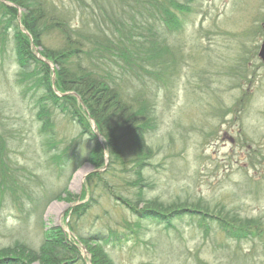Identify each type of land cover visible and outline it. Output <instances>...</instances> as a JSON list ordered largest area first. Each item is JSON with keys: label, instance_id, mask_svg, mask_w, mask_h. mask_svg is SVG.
<instances>
[{"label": "rangeland", "instance_id": "1", "mask_svg": "<svg viewBox=\"0 0 264 264\" xmlns=\"http://www.w3.org/2000/svg\"><path fill=\"white\" fill-rule=\"evenodd\" d=\"M22 15L18 9L19 21ZM181 18L179 31L170 37L181 50V60L154 99L158 116V125L151 133L154 156L144 171L153 187L145 198L158 197L166 204L174 200L190 204L203 198L211 204H225L240 216L264 218V187L257 191V183L264 185V60L259 58L264 40V0H193L192 10L182 13ZM45 41L47 45L58 44L60 36L51 32ZM32 49L42 56V48ZM48 63L54 75L55 66ZM18 72L11 44L0 42V128L6 123L15 133L10 160L14 167H23L16 175L19 183L32 181L30 193L45 191L40 194L41 205L55 191L60 195L57 193L58 199L54 197L42 214L34 213L29 204L21 211L4 197L0 247L18 238L39 243L43 228L48 232L60 227L78 246L84 263L92 264L88 248L68 230L75 208L91 200L93 205L84 209L77 226L85 234L112 230L124 235L106 246L113 264H228L235 242L223 231L206 234L198 227V219L167 212L159 222L147 221L138 236L143 227L136 228V219L115 197L100 190L92 192V200L85 183L75 188V174L95 167L83 163L70 173L68 160L67 171L62 172L52 154L68 144L82 150L86 137L77 143V127L55 112L52 142L56 147L48 146L35 122L34 89L19 84ZM99 141L103 143L100 136ZM114 179L119 182L108 177L110 183ZM113 187L119 189L116 184ZM121 190L125 192V187ZM53 204L57 209H51ZM172 222L176 227L168 228ZM263 247L261 242L244 241L241 251L250 252V259L233 264H264Z\"/></svg>", "mask_w": 264, "mask_h": 264}, {"label": "trees", "instance_id": "2", "mask_svg": "<svg viewBox=\"0 0 264 264\" xmlns=\"http://www.w3.org/2000/svg\"><path fill=\"white\" fill-rule=\"evenodd\" d=\"M9 1L22 8L23 15L19 21L17 7L0 2V42L12 46L19 65V84L34 89V115L40 134L48 146L56 147L52 141L57 112L79 130L77 143L86 137L82 139L87 143L82 150L68 144L52 154L62 172L68 160L72 166L70 173L84 162L103 167L107 155L108 167L89 174L85 186L92 200V192L102 190L128 209L136 219V228L143 227L137 231L138 236L147 221L159 222L163 213L189 215L200 221L198 227L206 234L220 230L235 242V248L229 250L232 258H227L228 264L250 259V252L241 251V244L247 240L264 244L261 216H240L225 204H211L203 198L190 204L176 200L166 204L158 197L145 198L147 190L153 187L144 171L154 156L151 133L158 125L154 99L178 69L181 50L170 42V37L179 31L183 23L181 14L192 10L193 0H69L62 5L55 0ZM51 32H57L60 43L47 45L45 38ZM33 46L42 48V57L55 66L54 82L52 69L34 54ZM55 89L73 91L80 98L58 96ZM40 90L42 94H37ZM13 130L6 123L0 128V207L7 196L13 205L21 208L27 201L34 213L42 214L60 193H52L41 205V193H30L32 181L19 183L16 175L23 167H14L10 160ZM61 140L64 145L65 137ZM108 177L118 178L120 183L115 179L110 183ZM115 184L119 189L113 187ZM263 187L257 183V191ZM63 193H68L66 187ZM92 205L90 200L88 205L77 206L68 226L88 248L92 264H113L106 246L120 241L124 235L112 230L85 234L77 226L84 209ZM167 226L176 227L174 222ZM84 262L78 246L69 241L60 227L48 232L43 228L39 243L18 238L0 247V264Z\"/></svg>", "mask_w": 264, "mask_h": 264}, {"label": "bare ground", "instance_id": "3", "mask_svg": "<svg viewBox=\"0 0 264 264\" xmlns=\"http://www.w3.org/2000/svg\"><path fill=\"white\" fill-rule=\"evenodd\" d=\"M0 2L1 3H3V4H5L6 6H10V7H17V10L18 9H21L22 10V8H20L19 6H17L15 3H13V2H11V1H9V0H0ZM9 3V4H8ZM52 78H53V82H54V75L52 76ZM55 92H56V94L58 95V96H67V95H73V96H76V97H79L75 92H73V91H67V92H60L59 90H57V89H55ZM80 98V97H79ZM78 98V99H79ZM84 163H88V162H84ZM108 163H109V161H107L106 159H105V163H104V166L103 167H100V168H96L95 166V168H93V167H87V168H84L83 170H79L75 175V179H74V187L75 188H77V189H80L81 187H82V185H84V183H85V180L84 179H86V177L89 175V174H91V173H93V172H102V171H104L105 169H106V167H108ZM89 170H90V172H89ZM64 172H66L67 171V169L65 168V170H63ZM76 171V170H75ZM89 172V173H88ZM47 191V190H46ZM43 192H45V191H43V190H37V192H36V194L37 193H43ZM55 193H57V191H55ZM55 193H53V194H55ZM26 197V196H25ZM56 199H58V198H56ZM51 202V201H50ZM25 203V205H28V202L26 201V202H24ZM69 203V202H68ZM12 204V203H11ZM17 206V205H16ZM66 205H64V206H60V208H59V211L63 208V207H65ZM18 207V206H17ZM21 211H24L25 210V207H18ZM75 208V207H74ZM51 209H57V206L55 205V204H53L52 206H51ZM58 211V212H59ZM72 211H73V209H72ZM157 221H160V219L159 220H157ZM28 261V260H27Z\"/></svg>", "mask_w": 264, "mask_h": 264}, {"label": "water", "instance_id": "4", "mask_svg": "<svg viewBox=\"0 0 264 264\" xmlns=\"http://www.w3.org/2000/svg\"><path fill=\"white\" fill-rule=\"evenodd\" d=\"M259 56L261 57V59L264 60V40H263V43H262V46H261V50L259 52Z\"/></svg>", "mask_w": 264, "mask_h": 264}]
</instances>
